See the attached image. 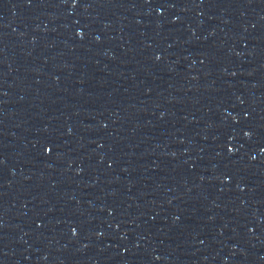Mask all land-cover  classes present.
I'll return each mask as SVG.
<instances>
[{"label": "water", "instance_id": "obj_1", "mask_svg": "<svg viewBox=\"0 0 264 264\" xmlns=\"http://www.w3.org/2000/svg\"><path fill=\"white\" fill-rule=\"evenodd\" d=\"M0 264H264V0H0Z\"/></svg>", "mask_w": 264, "mask_h": 264}]
</instances>
